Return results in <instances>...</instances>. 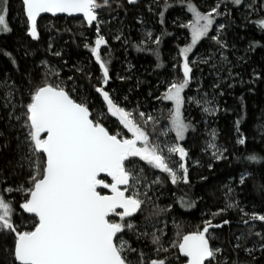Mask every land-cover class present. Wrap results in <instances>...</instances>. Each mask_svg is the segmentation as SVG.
Instances as JSON below:
<instances>
[{
  "label": "snow or ice",
  "instance_id": "obj_1",
  "mask_svg": "<svg viewBox=\"0 0 264 264\" xmlns=\"http://www.w3.org/2000/svg\"><path fill=\"white\" fill-rule=\"evenodd\" d=\"M179 2L191 13V19L179 25L188 30L191 42L178 46L174 74L163 82L164 91L156 96L162 105L167 104L153 115L141 111V106L129 109L128 97L121 101L109 87L111 57L106 58L102 49L107 51L110 45L102 34L101 25L106 23L102 12L113 10L116 0H21L26 34L32 40H40V25L48 16L79 18L81 28L93 30L94 42L81 35L88 41L84 47L99 66V76L93 83L90 71L83 67L75 71L88 79L106 111L94 112L91 97L81 92L79 77H62V69L47 60L41 61L36 71L24 74L20 82L9 74L0 78V112L6 113L10 127L22 134V138L15 137L17 159L9 177L0 172V237L11 238V245L4 249L11 264H241V251L253 260L255 252L264 254V214L246 211V206L230 195V186L225 185V207L205 218L194 231L172 219V205L159 203L158 187L165 180L172 185L190 183L189 150L181 142L196 131V125L186 104L215 116L220 111L217 96L225 95L221 85L234 87L229 82L235 79V65L227 54L226 25L217 24V19L231 15L229 5L237 11L243 6L246 23H254L264 32V0H215L207 11H201L194 0ZM138 3L127 0L128 5ZM172 6L164 0L161 24ZM116 7H123V3H116ZM9 11L10 0H0V33L12 31ZM252 15L257 16L254 21ZM166 34L154 37L152 31H145L136 50L152 52L159 60L158 48L149 45L159 46ZM115 39L120 40L121 35ZM203 40L214 42L215 49L203 54L194 51ZM124 42H128L127 37ZM252 47L250 44L249 49ZM0 54L19 71L11 52L0 49ZM52 55L59 57L61 53ZM63 63L67 65L66 60ZM201 64L210 66V75L216 76L212 87L220 89L211 98L200 87L196 96L190 94L196 79L194 67ZM221 73H226L227 79ZM109 117L115 118L116 127L106 123ZM236 123L239 132V121ZM209 136L203 150H211L217 160L224 158L227 148L217 144L216 130ZM238 143L244 145L245 139H238ZM245 159L264 164V156L258 153H249ZM251 175V171L242 172L239 183L244 185L246 176ZM260 188L264 190V185ZM179 202L181 207H195L194 201L183 196ZM229 209L240 213V222L248 229L224 247L214 242L210 229L231 224L229 219L213 222ZM170 219L171 233L167 231ZM256 221L262 222L259 231H255ZM252 236L258 240L249 246Z\"/></svg>",
  "mask_w": 264,
  "mask_h": 264
},
{
  "label": "trees",
  "instance_id": "obj_2",
  "mask_svg": "<svg viewBox=\"0 0 264 264\" xmlns=\"http://www.w3.org/2000/svg\"><path fill=\"white\" fill-rule=\"evenodd\" d=\"M120 2L123 3V7L117 8L116 3ZM252 2L259 3V0ZM116 3L112 5L113 10L102 12V18L106 21L101 25L102 34L110 45L107 51L102 49V54L106 58L109 55L111 57L112 79L109 87L114 89L112 94L121 101L124 96L128 97L129 109L141 106V111L156 115L157 110L167 104L165 102L162 105L156 96L164 91L163 82L171 79L174 74L172 65L176 62L178 46L184 47L190 43V33L179 25L190 20L191 15L179 0H169L173 6L164 13L165 23L161 24L159 13L163 10L164 0H139L135 6L128 5L127 0H116ZM194 3L201 11H207L215 0H194ZM229 9L231 15L219 17L217 24L226 25L224 35L230 46L227 54L235 65L232 69L235 79L229 82L234 87L221 85L225 95L217 96L220 111L215 116H207L194 104H186L196 125V131L190 132L188 138L181 142L189 150L190 183L172 185L170 180H165L164 184L158 187L160 205H172V212L169 215L172 219L182 222L187 231L201 227L205 218H212V213L225 207V185L233 189L230 195L240 201L242 206H246V211L264 214V190L260 188L264 185V164H254L245 159L249 153L264 156V32H261L254 23H246L243 6L239 11L231 5ZM256 18V15L251 16L253 21ZM24 21L21 0H10L8 22L12 31L0 34V49L12 53L18 61L19 71L7 57L0 54V78L9 74L16 82H20L24 74L36 71L41 61L47 60L51 65L62 69V77L66 78L67 75L79 77L81 92L91 97L90 103L94 106V112H100L101 109L106 111L102 98L90 86L88 79L75 71L77 67L90 71L93 83L99 76V66L95 64L90 51L84 47L88 41L81 35V33L88 35L89 40L94 42L93 30L81 28L79 18L47 17L40 25L41 38L35 41L27 36ZM149 30L154 37L161 36L162 32L167 33L161 37L162 43L159 46L154 43L149 45L151 48H158L159 60L152 52L136 50L144 32ZM118 34L121 35L120 40L115 39ZM213 34L209 33L210 36ZM125 37L128 38V42H124ZM250 44L253 45L251 49ZM215 47L214 42L203 40L194 51L198 50L203 54L206 51L212 52ZM55 51H59L61 56L52 55ZM240 57L244 59L241 60ZM65 60L67 65L63 63ZM211 71L209 65L201 64L194 67L196 79L191 85L192 96L197 95L198 87L201 88V92H208L209 98L213 92L220 91L212 87L216 76L210 75ZM221 75L227 79L226 73ZM117 76L124 79H117ZM106 123L116 127L115 118H107ZM213 129L216 130L217 144L227 148L223 154L224 158L219 160L212 157L211 150L208 152L203 150L205 141L210 138L209 133ZM17 135H21L22 138L21 132L13 130L8 125L6 113L0 112V172L6 177H9L17 159L15 138ZM241 138L245 139L244 145L238 143V139ZM5 144L6 148L3 147ZM248 171H251L252 175L246 176L245 184L241 185L240 174ZM182 196L185 200L194 201L195 207H181L179 201ZM19 199L17 196V200ZM172 219L168 221L167 231L170 233L173 230ZM223 219H229L231 224L220 229H210V232L216 237L214 242L228 247L226 242L229 240L235 242V236L242 232L247 233L248 226L240 222V213L235 209H229L226 213L216 216L213 222H222ZM255 223L257 225L255 231L261 230L262 222ZM257 240V237L252 236L249 246ZM11 243L10 237H0V264H11V257L4 251ZM254 255L255 260L241 251V264H264V254L257 251Z\"/></svg>",
  "mask_w": 264,
  "mask_h": 264
},
{
  "label": "rangeland",
  "instance_id": "obj_3",
  "mask_svg": "<svg viewBox=\"0 0 264 264\" xmlns=\"http://www.w3.org/2000/svg\"><path fill=\"white\" fill-rule=\"evenodd\" d=\"M189 13V12H188ZM190 15H191V13H189ZM7 20H8V17H7ZM0 34H8V33H0ZM190 42H191V36H190ZM201 43V42H200ZM199 45H197V47H198ZM171 135H173L174 136V133L173 134H171Z\"/></svg>",
  "mask_w": 264,
  "mask_h": 264
},
{
  "label": "water",
  "instance_id": "obj_4",
  "mask_svg": "<svg viewBox=\"0 0 264 264\" xmlns=\"http://www.w3.org/2000/svg\"><path fill=\"white\" fill-rule=\"evenodd\" d=\"M48 17H51V16H48ZM59 17H65V16H59ZM66 18H75V17H66ZM26 214V213H25ZM27 215V214H26Z\"/></svg>",
  "mask_w": 264,
  "mask_h": 264
}]
</instances>
